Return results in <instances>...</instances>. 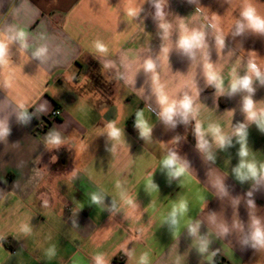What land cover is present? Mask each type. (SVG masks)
<instances>
[{"label": "crops", "instance_id": "obj_1", "mask_svg": "<svg viewBox=\"0 0 264 264\" xmlns=\"http://www.w3.org/2000/svg\"><path fill=\"white\" fill-rule=\"evenodd\" d=\"M252 2L264 15V0ZM193 3L168 0L161 20L168 31L162 33L151 0H0V33L23 30L30 46L28 56L20 55L14 42L11 61L0 66V116L12 113L11 133L0 142V264H94L97 253L105 254L110 264H139L144 252L149 253L150 264H206L190 249L191 238L184 232L188 223L205 221L201 226L205 234L208 212L219 214L229 225L238 226L239 219L245 228L249 212L264 218V189L254 193L256 207L248 210L245 193L250 184H240L231 175L238 144L218 151L215 163L208 162L196 150L192 125L178 123L175 129H166L157 118L152 92L163 84L169 96L189 91L195 98L200 89L197 120L205 130L218 124L231 132V122L244 120L240 95L216 100L214 88L204 79L200 55L192 61L173 50L168 61L167 53L160 51L173 47L185 25L207 28L210 59L223 66L226 83L237 65L254 61L264 71V37L233 38L229 33L245 0ZM140 6L136 19L127 15L128 9ZM42 35L45 40H40ZM221 36H226L223 56L215 48V38ZM97 40L108 47L107 54L96 50ZM43 43L49 56L41 63L31 57V50ZM229 51L233 52L227 56ZM150 56L158 64L155 80L143 69L136 73ZM125 57L133 62L130 70ZM254 99L260 101L257 109L264 110V86L257 87ZM20 105L32 117L27 125L18 123L13 112ZM55 109L61 111L57 119L51 118ZM231 109H236L234 116L226 112ZM140 110L153 125L152 139L145 141L135 128ZM109 122L124 129V138L113 141L114 153L102 135ZM52 129L63 137L59 150L44 145ZM177 135L179 143L172 142ZM169 149L185 157L193 170L180 183H169L158 168ZM249 152V159L264 163V134L255 125L249 129ZM217 172L229 174L225 184L231 196L243 197L236 209L235 201L232 208L208 185V174L214 178ZM152 175L159 191L150 186ZM118 181L125 196L116 187ZM95 192L107 195L108 206L115 200L121 212L112 215L104 205L92 204ZM127 197L136 199L139 208L124 204ZM181 198L188 202L189 212L172 236L161 223ZM29 222L32 231L25 235L20 227ZM209 230L216 229L209 224ZM211 247L220 249L216 264H264V253L242 247L235 232L214 238ZM52 248L55 255L49 256Z\"/></svg>", "mask_w": 264, "mask_h": 264}, {"label": "clouds", "instance_id": "obj_2", "mask_svg": "<svg viewBox=\"0 0 264 264\" xmlns=\"http://www.w3.org/2000/svg\"><path fill=\"white\" fill-rule=\"evenodd\" d=\"M187 2L194 5L193 0H187ZM225 2L227 3V0H225ZM151 3L155 9L154 19L158 21L159 30L162 33H167L168 29L161 20L165 16L164 5H167L168 8V0H151ZM197 3L200 5L199 0H197ZM141 6L138 9H128L127 15L136 19L142 11ZM229 33L233 38L249 34L264 37V15L260 14L252 0H245L244 6L239 11L238 17H235L234 24ZM207 37V28L203 26L190 28L185 25L183 32L176 34V39L173 41V47L170 49L160 48V51L163 50L167 53L168 61L169 55L173 50L188 57L192 61L197 55H200L202 59L200 67H202L204 79L208 86L214 88L216 100L220 97L232 98L240 95L239 110L244 115L243 122H238L235 125L231 122V132H225L218 124H210L208 129L205 130L197 120L199 109L196 107V101L199 100L200 96V89H198V87L195 98L189 91H183L176 96H169L166 91V86L163 84L158 88L153 89L152 94L155 97V103L159 109L156 114L157 118L163 123V125H165L166 129H175L178 123L192 125L193 134L196 140V150L202 155L205 161L215 163L218 151L227 152L228 149L234 147L236 144L239 145L237 151L238 162L235 166L231 167V175L240 184H250V189L245 193V196L247 197L246 205L249 210L250 208L256 207L253 198L254 193L264 189V163L257 164L254 159H249L250 127L255 125L259 132L264 134V110L257 109V104L260 103V101L254 99L257 87L264 86V71H261L260 67L254 61L237 65L231 69V79L226 83L222 75L223 66H218L217 62L214 63L210 59ZM163 38L164 37L161 36V39ZM45 39L46 38L43 35L40 36V40ZM14 42H18L19 44L20 55H27L30 46L28 44V34L25 31H13L11 35L0 33V66L11 61L9 49L10 45ZM225 47L226 36L215 38V48L218 55L223 56V50ZM95 48L99 53H108V47L99 40L95 42ZM205 48L207 49V52H201V50ZM232 52L233 51H229L227 56ZM48 56L49 48L47 43H43L31 50V57L39 60L41 63L46 61ZM124 59L126 61V70H130L133 62L128 61L127 57ZM141 69H143L145 73L150 74L153 80L158 76L157 60L153 59L151 56L143 60L142 67L138 69L136 73ZM175 73L182 74L179 71ZM135 76L131 80L134 85ZM120 78L125 79L126 82L128 80V77L124 75ZM235 111L236 109H231L226 112H231L234 116ZM13 112L15 113L17 122L23 125H27L32 118L22 105L19 106V110L13 109ZM11 114L12 113H7L0 116V142L7 140L11 133V128L9 126V116ZM135 128L138 130L140 138L144 141L152 139L153 125H150L148 120L145 119L143 110L137 111L135 115ZM102 135L107 136L108 140L111 142V147L108 150L111 153H114L115 144L113 141L120 140L122 137L124 138V129L116 127L114 122H109L106 125V133ZM179 138L180 136L177 135L171 141L179 143ZM44 145L48 150H59L64 147V140L61 133L56 129L50 130L46 134ZM38 161L39 158H37V162ZM230 162L231 160L229 158V164ZM158 168L166 175L169 183H172L173 181H178L180 183L181 177L188 175L190 174V171H193L188 160L181 156L178 151L171 149H169L167 154L161 158ZM227 175H222L217 172L213 178L208 174V185L214 190V195L216 197L222 201L228 200L232 208V201H235L236 209L243 197L231 196L229 189L225 184V178ZM150 186L159 191V186L153 181V175ZM116 187L121 189L122 196L126 195L119 181L117 182ZM106 196L107 195L102 192L92 193L90 197L91 203L94 205H104L105 210L109 211L112 215L121 212V207L117 206L115 200L112 199L110 206L105 204ZM124 204L133 209L139 208L137 200L132 197L124 199ZM188 212V202L181 198L178 203L172 206L171 210L163 219L161 226H167L168 230L172 233V236L175 235L181 218ZM249 217V222L245 228V225L240 222L239 219L238 226L234 222L229 225L224 219L222 221L220 220L219 214L208 212V221L206 222L208 225V232L205 234L201 233V226L205 221H191L184 229L187 236L191 238L190 249H195L197 254L204 262H206V264H216L215 257L219 254L220 249H212L211 245L214 238L223 239L235 232L237 234L238 242L242 247L251 248L258 253H264V218L260 216H252L250 212ZM209 224L216 229L214 232H210ZM31 231L32 226L30 222L22 224L20 227V232L25 235L29 234ZM128 254L131 255L130 252ZM48 255H55V249H49ZM93 262L94 264H110L103 253L95 254L93 256ZM139 264H150L148 252L141 254L139 257Z\"/></svg>", "mask_w": 264, "mask_h": 264}, {"label": "built area", "instance_id": "obj_3", "mask_svg": "<svg viewBox=\"0 0 264 264\" xmlns=\"http://www.w3.org/2000/svg\"><path fill=\"white\" fill-rule=\"evenodd\" d=\"M61 116V111L58 109H55L54 111L51 112V118L57 119Z\"/></svg>", "mask_w": 264, "mask_h": 264}]
</instances>
